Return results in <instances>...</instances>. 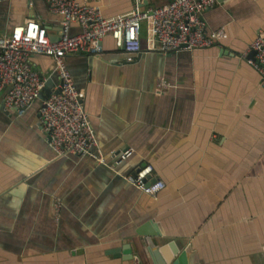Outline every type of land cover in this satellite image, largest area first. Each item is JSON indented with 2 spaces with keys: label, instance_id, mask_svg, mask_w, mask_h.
<instances>
[{
  "label": "crops",
  "instance_id": "obj_1",
  "mask_svg": "<svg viewBox=\"0 0 264 264\" xmlns=\"http://www.w3.org/2000/svg\"><path fill=\"white\" fill-rule=\"evenodd\" d=\"M79 1L106 18L131 10V0ZM171 1L140 0L143 9ZM31 18L59 34L44 0H0V36ZM201 20L226 37L168 54L144 39L131 62L107 37L103 55L66 59L108 165L57 155L42 131L41 107L60 83L52 58L31 60L46 83L23 115L0 97V264H159L150 240L168 264L186 248L196 264L264 260V86L248 63L264 0H219ZM161 78L172 85L165 94ZM128 148L111 167L112 152ZM145 166L166 184L156 197L127 180Z\"/></svg>",
  "mask_w": 264,
  "mask_h": 264
},
{
  "label": "built area",
  "instance_id": "obj_2",
  "mask_svg": "<svg viewBox=\"0 0 264 264\" xmlns=\"http://www.w3.org/2000/svg\"><path fill=\"white\" fill-rule=\"evenodd\" d=\"M219 0H172L167 5L143 9L140 0H131L127 13L106 18L98 5L79 0H44L48 10L61 17L59 34L49 31L38 19H29L0 36V97L8 109L23 115L42 95L45 79L31 65L35 56L53 59L60 83L44 101L40 125L52 150L60 156L77 155L92 158L98 165H108L98 144L91 117L86 110V91L78 87L68 68L67 58L77 52L91 56L104 54V40L111 37L117 51L131 62L142 52L145 39L149 50L164 54L182 49L210 48L226 35L219 31L208 35L201 20L203 11ZM74 25L80 27L73 32ZM255 52L248 63L259 73L264 86V31L253 41L249 52ZM172 88L165 78L157 82L156 91L165 94ZM134 153L132 148L112 152L111 167L123 164ZM153 168L145 166L127 180L143 193L156 197L166 188L158 180L147 185ZM62 202H56V215Z\"/></svg>",
  "mask_w": 264,
  "mask_h": 264
},
{
  "label": "water",
  "instance_id": "obj_3",
  "mask_svg": "<svg viewBox=\"0 0 264 264\" xmlns=\"http://www.w3.org/2000/svg\"><path fill=\"white\" fill-rule=\"evenodd\" d=\"M254 56H255V52L254 51H252L250 54H249V56H248V59H254ZM60 92V90L58 89L57 91H56V94H58ZM47 99V98H46ZM43 106V105H42ZM17 111V110H16ZM158 181V179L157 178H155V177H152V175H149L147 178H146V182H147V185H149V184H152V183H155V182H157ZM150 250L152 251L153 250V252H154V256H155V258H156V261L159 263V264H168L167 263V260H168V258L167 257H165V256H163V254H162V251H160V250H158V252L159 253H157L156 252V247L154 246V243H153V241L152 240H150ZM173 246H174V251L176 252V250L178 249L177 248V246H175L174 245V243H173ZM159 249V248H158ZM179 250V249H178ZM190 248H186L184 251H182L181 253H180V251H178L177 253H176V255H178L177 256V258L176 259H174L173 261H171L173 264H188V263H190V264H196L197 263V261H196V258H193V260H190V259H192V256L190 255L189 257H187L186 255L187 254H189L190 253ZM114 254H116L117 252L115 251V252H113ZM187 258H189V261L187 260ZM188 261V262H187ZM260 264H264V260H262V262L260 263Z\"/></svg>",
  "mask_w": 264,
  "mask_h": 264
}]
</instances>
